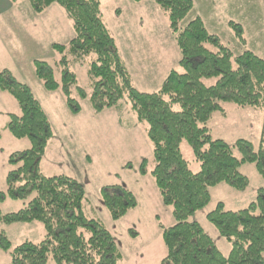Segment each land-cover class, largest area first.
I'll use <instances>...</instances> for the list:
<instances>
[{
  "label": "trees",
  "instance_id": "obj_1",
  "mask_svg": "<svg viewBox=\"0 0 264 264\" xmlns=\"http://www.w3.org/2000/svg\"><path fill=\"white\" fill-rule=\"evenodd\" d=\"M26 1L35 13L59 6L74 31L67 45L52 46L60 55L59 79L49 64L34 62V74L45 90L61 92L73 113L80 111L79 101L86 99L94 113L127 101L136 120L147 125L154 163L149 173L163 205L171 207L175 222L162 228L166 255L161 264H264V188L258 189L255 201L244 209L229 211L218 203L206 214L207 221L230 246L226 256L199 223L190 220L209 204L211 188L225 184L244 191L248 187V178L240 172L244 164H253L264 181V60L248 50L234 56L218 37L207 32L200 18L181 27L193 8L192 0H147L167 18L180 52L182 72L172 70L157 92L142 93L130 81L103 21L100 0ZM229 26L244 46L242 27L232 22ZM88 57L92 83L86 90L77 85L69 66L83 64ZM209 79L216 81L206 86L204 80ZM0 92L9 94L18 107V113L8 115L4 129L30 144L29 149L9 156L13 169L5 179L6 196L26 204L17 212L0 214V223L36 221L46 232L41 242H23L10 250L11 244L0 230V250L8 253L11 264H47L48 258L54 264H117L121 254L114 237L99 221L82 212L83 186L70 177H48L40 171L52 129L29 87L4 70L0 72ZM223 103L262 111L258 148L243 139L228 144L211 137L207 124L216 112H223ZM183 140L200 165L197 173L182 157ZM140 173H147L145 160ZM100 198L113 220L136 206L133 194L120 185L103 187Z\"/></svg>",
  "mask_w": 264,
  "mask_h": 264
},
{
  "label": "rangeland",
  "instance_id": "obj_2",
  "mask_svg": "<svg viewBox=\"0 0 264 264\" xmlns=\"http://www.w3.org/2000/svg\"><path fill=\"white\" fill-rule=\"evenodd\" d=\"M192 1L193 8L180 24L181 27L200 16L207 32L218 37L234 56L247 49L264 60V0ZM147 3L100 0L103 21L116 38L120 50L123 52L126 49L132 60L134 54L127 43L138 40L146 45V50L159 53L155 57L170 54L165 59L163 70L171 68L182 72L177 63H174L172 50L175 42L166 16L158 10L156 4L150 1ZM52 6L55 7L35 13L26 0H0V72L9 71L19 82L29 87L52 127L53 136L40 161V171L48 177H70L83 186L85 195L82 212L86 217L99 221L112 234L121 254L117 264H161L166 255L162 228H169L175 222L171 207L163 205L149 173L154 163L151 145L146 136L147 125L136 120L127 101H122V107L117 110L111 108L94 113L86 99L79 101L81 109L78 113H73L61 92L45 90L34 74V62L44 61L52 67L56 79H59L60 69L57 63L60 55L52 46L67 45L74 37L71 22L64 11L59 6ZM229 22L242 27L247 41L246 48L237 40ZM175 47L178 49L176 45ZM89 60L88 57L83 64L69 66L70 71L75 74L77 85L86 90L90 89L92 83L87 72ZM136 65L137 63L134 66ZM130 70L132 81L138 90L151 92L155 88L142 85V75L133 65H130ZM160 78L161 75H157L152 85L157 86L159 80H162ZM215 81L216 79L204 80V84L211 86ZM222 106L223 112H216L207 124L211 137L228 144L243 139L255 149L258 148L262 111L252 107H238L232 103H223ZM11 113H18L15 100L9 94L0 92L1 215L17 212L26 204L6 196L5 179L13 169L8 158L11 154L30 147L27 139L17 140L3 130ZM180 150L189 169L197 173L200 165L185 140L181 142ZM234 156L240 157L236 151ZM143 160L147 171L145 175L140 173ZM240 172L249 180L244 191H235L225 184H219L210 189L209 204L190 218L199 223L224 256L228 254L230 246L207 221L206 214L218 203H223L229 211L244 209L255 201L258 189L264 188V181L253 164H244ZM113 185L129 189L136 198L135 208L118 220L110 217L100 198V190ZM0 230L9 240L10 250L23 242L37 244L46 234L43 225L36 221L0 223ZM0 264H11L8 253L1 250ZM47 264L54 262L48 258Z\"/></svg>",
  "mask_w": 264,
  "mask_h": 264
},
{
  "label": "crops",
  "instance_id": "obj_3",
  "mask_svg": "<svg viewBox=\"0 0 264 264\" xmlns=\"http://www.w3.org/2000/svg\"><path fill=\"white\" fill-rule=\"evenodd\" d=\"M142 3V4H148L147 2H149V1H147V0H142V1H139L138 3ZM151 2V1H150ZM193 2V1H192ZM155 4V3H154ZM55 5V4H54ZM57 6V5H56ZM147 6H150V5H147ZM157 6V5H156ZM51 7H55V6H50V7H48L47 9H49V8H51ZM158 7V6H157ZM7 9V8H6ZM9 9V8H8ZM46 9V10H47ZM158 10H159V8H158ZM45 11V10H44ZM196 18H200L201 20H202V17H200V16H198V17H195L194 19H196ZM193 19V20H194ZM203 22V21H202ZM105 23V22H104ZM106 25V24H105ZM106 27H107V25H106ZM108 28V27H107ZM168 28H169V26H168ZM255 29H257V28H255ZM254 29V30H255ZM108 30H109V28H108ZM169 31H170V29H169ZM109 32H110V30H109ZM171 33V32H170ZM110 34H111V32H110ZM243 34H244V32H243ZM112 35V34H111ZM172 35V34H171ZM112 37H113V39H114V42H115V45H116V49H117V51H118V54H119V56H120V58H121V60H122V62H123V64H124V66H125V68H126V70H127V72H128V74H129V77H130V81H131V83H132V85L134 86V88H136L137 89V86L133 83V81H132V75H131V70H130V65H131V67H132V65H133V67H134V69L135 70H137L138 72H140V74L142 75V78H143V83L144 84H142V85H148V87H155L153 90H151V92H142V91H140V90H138L139 92H142V93H153V92H157L160 88H161V85H162V83H163V81L165 80V78L167 77V75L172 71V70H175V71H177L176 69H171V68H168V69H166V70H163L162 69V67L164 66V64H165V59H167L169 56H170V54L169 53H167L165 56L164 55H162L161 56V54H160V56L161 57H155L154 55H158L159 53H152V52H150V51H148V50H146V45L144 44V43H142V41H138V40H130V41H128V45L130 46V48L132 49V51H133V54H134V57H133V60L130 58V57H128V52H127V50L126 49H124V51L122 52L121 50H120V48H119V44H118V42H117V40H116V38L112 35ZM173 37V36H172ZM244 38H245V35H244ZM72 39V38H71ZM70 39V40H71ZM174 39V38H173ZM69 40V41H70ZM174 42H175V40H174ZM175 45H176V43H175ZM175 45H173L174 46V49L172 50L173 51V58H174V63H177V66L179 67V65H178V63H179V61H180V52H179V49H175L176 47H175ZM177 46V45H176ZM244 48H246L247 47V41H246V38H245V45L243 46ZM178 48V47H177ZM141 49V52L139 51ZM142 49H145V51L144 50H142ZM176 50V51H175ZM247 50V49H246ZM248 51H250V50H248ZM253 54H255L256 56H258L255 52H253V51H251ZM259 57V56H258ZM262 59V58H261ZM135 63H137V65L136 66H134L135 65ZM75 75V74H74ZM157 75H161V78L160 79H162V80H159V82H158V84H157V86L155 85V86H153L152 84H153V82H155L154 81V79H155V77L157 76ZM161 81V82H160ZM141 87H146V86H141ZM81 107V106H80ZM120 107H122V105H117L116 107H113V109H119ZM223 107V106H222ZM46 114V113H45ZM47 115V114H46ZM48 117V116H47ZM49 119V118H48ZM8 120V119H7ZM49 122H50V120H49ZM50 125H51V123H50ZM5 127V126H4ZM4 127H3V130H4ZM51 129H52V127H51ZM52 136H53V134H52ZM127 189V188H126ZM129 190V189H128ZM130 191V190H129ZM131 192V191H130ZM132 193V192H131ZM133 194V193H132ZM134 196V195H133ZM135 197V196H134ZM112 235V234H111ZM120 251V250H119Z\"/></svg>",
  "mask_w": 264,
  "mask_h": 264
}]
</instances>
